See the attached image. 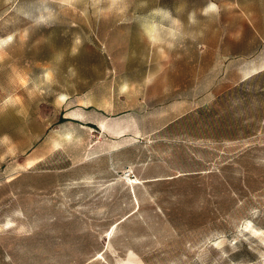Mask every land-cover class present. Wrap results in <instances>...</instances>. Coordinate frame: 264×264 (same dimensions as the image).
<instances>
[{"label": "rangeland", "instance_id": "obj_1", "mask_svg": "<svg viewBox=\"0 0 264 264\" xmlns=\"http://www.w3.org/2000/svg\"><path fill=\"white\" fill-rule=\"evenodd\" d=\"M214 2L191 26L208 0L100 21L49 0L37 27L41 0H0V99L23 98L0 112V264H260L264 0ZM157 6L184 22L174 48L141 36ZM48 69L43 95L19 85Z\"/></svg>", "mask_w": 264, "mask_h": 264}, {"label": "clouds", "instance_id": "obj_2", "mask_svg": "<svg viewBox=\"0 0 264 264\" xmlns=\"http://www.w3.org/2000/svg\"><path fill=\"white\" fill-rule=\"evenodd\" d=\"M44 7L40 13L35 16L34 23L37 27H52L56 25L58 16L56 11L48 6L49 0H41ZM52 3H58L60 7L74 9L82 5L81 14L84 16L91 15L97 21L108 20L113 18H124L128 15L132 8V0H51ZM148 0H140L139 8H147ZM198 12L200 16L209 17L219 13V7L214 0H208V3L201 9H192L187 13V23L191 26H196L200 23L198 20ZM28 15L27 12L23 13ZM140 16L137 23L140 27L141 36L147 41L149 46L165 44L168 48H174L178 40L186 38L184 22L176 15L173 10L167 7L157 6L149 9L147 12H138ZM195 39V34L191 36ZM86 37L80 34H74L71 47V54L76 55L82 47ZM12 40L9 36L6 39L0 40V62L5 58V47ZM62 59V57L57 58ZM55 71L48 69L35 79L23 78L19 80V85L28 89L31 84V89H28V95L33 93L44 94L45 86H51L55 83ZM23 104V98L16 93H10L0 99V112H6L10 109H16ZM260 264H264V255L260 256Z\"/></svg>", "mask_w": 264, "mask_h": 264}, {"label": "bare ground", "instance_id": "obj_3", "mask_svg": "<svg viewBox=\"0 0 264 264\" xmlns=\"http://www.w3.org/2000/svg\"><path fill=\"white\" fill-rule=\"evenodd\" d=\"M31 163H32V161H29V162H28V164H31Z\"/></svg>", "mask_w": 264, "mask_h": 264}]
</instances>
